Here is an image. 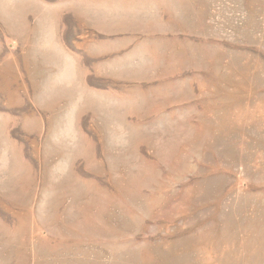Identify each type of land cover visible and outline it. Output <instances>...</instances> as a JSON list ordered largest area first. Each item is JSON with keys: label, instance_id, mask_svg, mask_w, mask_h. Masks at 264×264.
Here are the masks:
<instances>
[{"label": "rangeland", "instance_id": "rangeland-1", "mask_svg": "<svg viewBox=\"0 0 264 264\" xmlns=\"http://www.w3.org/2000/svg\"><path fill=\"white\" fill-rule=\"evenodd\" d=\"M0 264H264V0H0Z\"/></svg>", "mask_w": 264, "mask_h": 264}]
</instances>
